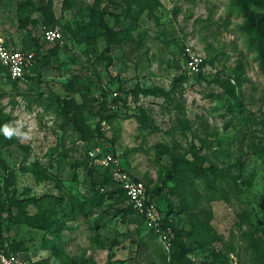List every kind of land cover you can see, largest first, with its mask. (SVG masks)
<instances>
[{
    "label": "rangeland",
    "instance_id": "obj_1",
    "mask_svg": "<svg viewBox=\"0 0 264 264\" xmlns=\"http://www.w3.org/2000/svg\"><path fill=\"white\" fill-rule=\"evenodd\" d=\"M236 1L0 0V36L37 57L18 81L0 63L4 248L128 264L149 236L169 254L109 196L119 188L89 155L103 147L146 183L162 225L197 230V264H264V36ZM246 1L264 16V0ZM49 28L62 39L45 43Z\"/></svg>",
    "mask_w": 264,
    "mask_h": 264
},
{
    "label": "built area",
    "instance_id": "obj_2",
    "mask_svg": "<svg viewBox=\"0 0 264 264\" xmlns=\"http://www.w3.org/2000/svg\"><path fill=\"white\" fill-rule=\"evenodd\" d=\"M60 39H62V32L58 28H49L43 33V41L47 44L58 42ZM35 55V50L15 48L0 36V63L7 69L8 75L13 80L23 79L29 73L35 63ZM187 64L191 70H196L200 59L190 52ZM100 129L105 134L110 129L109 122L105 119L101 120ZM89 155L94 162L108 170L110 178L124 190L132 209L143 218L145 228L155 234L169 251L175 237L174 231L171 227L162 225L160 210L155 201L149 199L145 182L125 168L120 158L112 151L99 147L90 150ZM0 264H30V260L24 254L11 251L0 244Z\"/></svg>",
    "mask_w": 264,
    "mask_h": 264
},
{
    "label": "trees",
    "instance_id": "obj_3",
    "mask_svg": "<svg viewBox=\"0 0 264 264\" xmlns=\"http://www.w3.org/2000/svg\"><path fill=\"white\" fill-rule=\"evenodd\" d=\"M236 2H237V5L240 7L242 13L244 14V16H245V18L247 20L248 29L251 30V31H254L258 36H264V25H263V22H262V18L264 16H261L260 14L258 15L257 13H255L249 7V4H248V2L246 0H237ZM105 28L107 29V32L108 33L111 32V29L108 26H105ZM261 42L263 43V41H261ZM33 50H35V49H33ZM35 52H36V50H35ZM262 53L264 54V50H263ZM263 57H264V55H263ZM36 58L37 57L35 55V61H36ZM33 69H34V65L31 67L30 71H33ZM6 71H7V69H6ZM18 80H21V79H17L16 81H18ZM108 118L109 117H104V118H102V120L105 119L108 122H110ZM78 132H80L81 134H83L81 129H78ZM102 169L104 171H106L108 173V176H109L108 170L105 169V168H102ZM105 185H107V183H104L103 182L101 184V187H103ZM145 185H146V183H145ZM146 189H147V195H148L149 199L150 200H153L154 198L150 196L149 191H148V188H147V185H146ZM99 190L100 189H97V191H96L97 192V196L95 197V199L98 201V203H101L102 201H104L103 200L104 193H101ZM113 193L114 194L115 193H119V194L123 195L127 199V196H126L124 190H122L121 188H119L118 190H115L113 192L111 191V193H109V196H113V195H111ZM129 206H130L129 212L130 213L131 212H135L132 209V207H131L130 204H129ZM129 212L124 213V215L125 214L128 215ZM92 213H93V210L87 209L86 211L83 212V215L85 216V218L89 219L91 217ZM99 220H100V217L98 218L97 221H95V223L93 225L91 224V226L94 227V228L91 227L92 229H94V230H100L101 228H104L103 227V226H105L104 223L102 224ZM170 226L173 228V231H174V234H175L174 240L172 241L173 242L174 249H175L174 250V253L172 254V261L174 263H176V264H184L182 262V260L186 257V254L189 252L188 248L185 245L184 238L187 237V236L188 237H193L194 240H195L196 246H197V230H194L193 229L192 231H186V230H183L182 228H178L177 226H173V225H170ZM111 259H112V255L109 256V261L106 264H110L111 263ZM81 263L82 264H97L93 259L84 260ZM30 264H33L31 262V260H30Z\"/></svg>",
    "mask_w": 264,
    "mask_h": 264
},
{
    "label": "crops",
    "instance_id": "obj_4",
    "mask_svg": "<svg viewBox=\"0 0 264 264\" xmlns=\"http://www.w3.org/2000/svg\"><path fill=\"white\" fill-rule=\"evenodd\" d=\"M30 74H31V71H29V73H27L25 77H29ZM153 200L155 201V199ZM101 230L102 228L100 230H97V232L100 233ZM145 230H146L145 233H148L150 234V236L153 237L154 235L153 233L149 232L146 228ZM151 241L152 239L149 236L144 237L143 243H142L143 245L136 246L135 248L136 256L128 264H176L172 261V254L174 253V250H175L173 246V242L171 243L169 254L166 255L158 243H157L158 247H152L150 243ZM184 242L189 252L186 254V257L182 260V262L184 264H197V259H196L197 246H196L194 238L187 236L184 238ZM163 256L166 258V260L164 259ZM115 258L111 259L110 264H123L121 261ZM107 261H109V256L107 257ZM95 262L99 264L98 261H95Z\"/></svg>",
    "mask_w": 264,
    "mask_h": 264
}]
</instances>
